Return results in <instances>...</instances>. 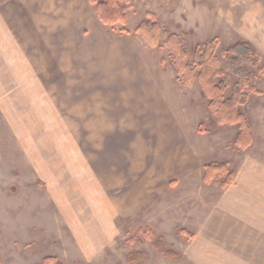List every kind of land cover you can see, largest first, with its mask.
<instances>
[{
    "label": "rangeland",
    "instance_id": "rangeland-1",
    "mask_svg": "<svg viewBox=\"0 0 264 264\" xmlns=\"http://www.w3.org/2000/svg\"><path fill=\"white\" fill-rule=\"evenodd\" d=\"M68 1L69 44L52 48L69 55L66 83L82 91L0 93V264H264V221H240L264 214V0H123L129 20L114 27L89 0ZM144 20L160 47L138 31ZM172 35L193 66L196 49L214 45L216 83L228 98L242 86L248 143L196 78L178 81L162 46ZM241 40L260 56L242 64L253 89L224 57ZM131 72L162 90L164 125L45 123L46 103L71 116L91 107L90 87L126 85ZM207 165L218 167L210 178Z\"/></svg>",
    "mask_w": 264,
    "mask_h": 264
},
{
    "label": "crops",
    "instance_id": "crops-1",
    "mask_svg": "<svg viewBox=\"0 0 264 264\" xmlns=\"http://www.w3.org/2000/svg\"><path fill=\"white\" fill-rule=\"evenodd\" d=\"M68 3V0H60L54 7L52 0H0V93L82 91L81 86L66 83L65 77L69 75L67 72L63 74V68H68L69 55L66 53L64 57L62 51L53 54L52 48L59 40L61 46L63 40L69 44L68 38L63 37V30L67 31L69 26ZM80 39L75 37L72 45H83L84 41ZM82 51L84 54V48ZM76 52L71 60L81 58L82 52ZM126 76L130 77L126 85L103 84L90 87L88 92L93 95L87 96V99L93 102L91 107L72 110L74 112L71 116L46 103L43 107L45 123L112 125L118 120L117 123L122 125H164L165 119L169 120L170 116L165 108L162 90L154 85L133 83L132 78L136 75L132 72ZM139 76L142 77V74ZM21 77L27 78L21 80ZM44 97L47 101L48 97ZM68 116L76 120L69 121ZM262 215L251 214L240 218V221H264ZM258 225L254 223L250 229Z\"/></svg>",
    "mask_w": 264,
    "mask_h": 264
},
{
    "label": "trees",
    "instance_id": "trees-1",
    "mask_svg": "<svg viewBox=\"0 0 264 264\" xmlns=\"http://www.w3.org/2000/svg\"><path fill=\"white\" fill-rule=\"evenodd\" d=\"M89 2L92 5H96L97 16L103 25L114 27L117 24L126 26L128 23L129 16L123 0H89ZM137 29L140 32L150 33V42L155 46H161L157 32H155L158 29L156 24L144 20ZM162 46L168 49L170 59L175 64L178 81L190 85L196 78L202 90L209 96L210 105L220 122H230L239 125L240 136L237 140L242 144L248 143L250 135L248 133L247 119L238 111L243 99L242 94H240L242 86L240 83L236 84L235 94L228 98L224 93V83H216V77L222 73L217 70L218 57L216 56L214 45L206 44L204 47L196 49L194 66L188 63L185 49L177 36L172 35ZM224 57L227 67L239 76L241 82L247 81V86L249 85L253 89L254 77L242 67V64H256L260 61V56L255 47L250 42L241 40L228 47L224 51ZM215 166L207 165L205 167L207 178H210L212 173L217 171L218 167ZM232 176L233 174H230V180L224 181V186L231 184L234 179Z\"/></svg>",
    "mask_w": 264,
    "mask_h": 264
}]
</instances>
